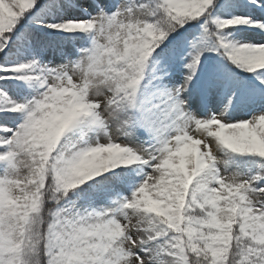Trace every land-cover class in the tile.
I'll use <instances>...</instances> for the list:
<instances>
[{
	"label": "snow or ice",
	"instance_id": "1",
	"mask_svg": "<svg viewBox=\"0 0 264 264\" xmlns=\"http://www.w3.org/2000/svg\"><path fill=\"white\" fill-rule=\"evenodd\" d=\"M0 264H264V0H0Z\"/></svg>",
	"mask_w": 264,
	"mask_h": 264
}]
</instances>
